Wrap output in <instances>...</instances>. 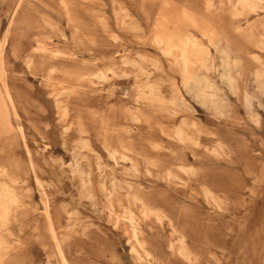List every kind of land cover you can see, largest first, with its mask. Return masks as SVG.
Returning a JSON list of instances; mask_svg holds the SVG:
<instances>
[{
    "label": "rangeland",
    "instance_id": "obj_1",
    "mask_svg": "<svg viewBox=\"0 0 264 264\" xmlns=\"http://www.w3.org/2000/svg\"><path fill=\"white\" fill-rule=\"evenodd\" d=\"M0 264H264V0H0Z\"/></svg>",
    "mask_w": 264,
    "mask_h": 264
},
{
    "label": "bare ground",
    "instance_id": "obj_2",
    "mask_svg": "<svg viewBox=\"0 0 264 264\" xmlns=\"http://www.w3.org/2000/svg\"><path fill=\"white\" fill-rule=\"evenodd\" d=\"M56 1H57V0H56ZM242 2H243V1H242ZM246 4H247V3H246ZM61 6H62V5H60V7H61ZM61 8H63V7H61ZM64 8H65V7H64ZM64 10H65V9H64ZM66 10H67V9H66ZM65 12H66V11H65ZM66 15H67V14H66ZM160 35H162V34H160ZM174 35H175V34H174ZM177 35H178V34H177ZM177 35H176V36H177ZM178 36H179V35H178ZM186 36H187V35H186ZM165 39L167 40V37H165ZM186 39H187L188 41H186L185 44H196L195 41H194V39H193L192 37L188 36ZM161 40H162V39H161ZM164 41H165V40H164ZM174 41H175V40H174ZM160 42H161V41H160ZM170 42H171V40H170ZM177 42H178V41H177ZM182 43H184V41H182ZM164 44H165V43H164ZM180 45H181V43H180ZM165 46H166V45H165ZM167 46H169V45L167 44ZM171 47H172V48H171ZM171 47H168V48H169V49H170V48L173 49V44H172ZM184 47H185V45H184ZM186 47H187V46H186ZM180 48H181V47H180ZM180 48H178V49H180ZM188 48H189V47H188ZM175 49H177V48H175ZM188 50H189V49H188ZM185 51H186V49H185ZM181 54H182V53H181ZM190 54H191V53H189V55H190ZM187 56H188V55H187ZM185 57H186V55H185ZM185 60H186V59H185ZM187 63H188V62H187ZM226 66H227V64H226ZM225 71H226V70H225ZM229 71H230V70H229ZM226 73H227V72H226ZM229 73H230V72H228L227 75H228ZM224 74H225V73H224ZM224 76H225V75H224ZM196 78H197V77H196ZM201 78H202V77H200V78L198 77V80L201 79ZM228 78H230V76L227 77V79H228ZM231 78H232V77H231ZM231 78H230V80H231ZM194 79H195V78H194ZM202 79L205 81L204 77H203ZM198 80H197V81H198ZM228 80H229V79H228ZM232 80H234V79L232 78ZM232 80H231L230 82H232ZM192 81H193V80H192ZM195 81H196V80H195ZM202 82H203V81H202ZM202 82H201V83H202ZM201 83H200V84H201ZM192 84H193V83H192ZM203 84H205V83H203ZM193 86H194V85H193ZM201 86H202V85H201ZM207 86H208V84H207ZM204 88H205V87H204ZM198 89H199V88H198ZM199 90H200V89H199ZM199 92H200V91H199ZM202 93H203V92H202ZM204 94H205V93H204ZM204 94H203V95H204ZM200 95H201V93H200ZM206 96H207V95H206ZM204 97H205V96H204ZM207 97H208V96H207ZM205 100H206V97H205ZM178 131H179V129H178ZM181 131H182V130H181ZM182 132H183V131H182ZM187 135H188V134H187ZM180 137H181V136H180ZM184 139H185V138H184ZM184 139H183V140H184ZM6 192H7V189H6ZM6 192H5V193H6ZM3 195H4V194H3Z\"/></svg>",
    "mask_w": 264,
    "mask_h": 264
}]
</instances>
